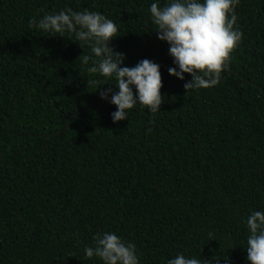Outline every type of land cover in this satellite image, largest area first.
I'll return each mask as SVG.
<instances>
[{"label": "trees", "instance_id": "trees-1", "mask_svg": "<svg viewBox=\"0 0 264 264\" xmlns=\"http://www.w3.org/2000/svg\"><path fill=\"white\" fill-rule=\"evenodd\" d=\"M152 2L0 0V264H101L83 249L104 231L134 243L139 264H250L245 219L264 211V0L236 5L242 38L219 82L186 91ZM65 7L111 19L125 66H160V111L134 105L113 123L99 90L115 81L86 71L90 48L29 27Z\"/></svg>", "mask_w": 264, "mask_h": 264}, {"label": "clouds", "instance_id": "clouds-1", "mask_svg": "<svg viewBox=\"0 0 264 264\" xmlns=\"http://www.w3.org/2000/svg\"><path fill=\"white\" fill-rule=\"evenodd\" d=\"M239 0H157L148 11L157 39L168 44L173 67L169 75L184 80L183 88L197 89L215 86L222 71L228 70L231 51L238 46L242 33L237 22L235 7ZM58 36L73 35L75 42L87 45L91 57L83 55L81 63L86 71L114 79L112 87L99 90L101 99L115 106L110 113L116 123L128 117L134 105L146 106L152 113L160 111L163 96L160 66L150 59L139 60L134 66H125V56L110 46L118 26L98 11H74L65 7L39 19L29 20V27ZM91 63L89 65V61ZM187 73L190 79L185 80ZM247 229L246 259L250 264H264V211L253 210L245 219ZM87 258H99L101 264H139L136 246L115 232L104 231L95 235L92 246L83 249ZM227 264V258L214 253L205 259L176 253L166 264Z\"/></svg>", "mask_w": 264, "mask_h": 264}]
</instances>
